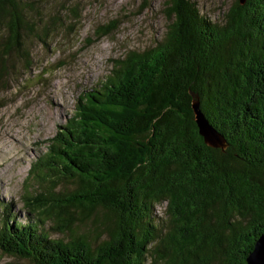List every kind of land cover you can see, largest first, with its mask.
Listing matches in <instances>:
<instances>
[{"label":"trees","instance_id":"1","mask_svg":"<svg viewBox=\"0 0 264 264\" xmlns=\"http://www.w3.org/2000/svg\"><path fill=\"white\" fill-rule=\"evenodd\" d=\"M32 1L0 0V91L12 56L29 55L26 33L40 37ZM169 1L174 20L162 39L128 52L79 97L30 168L75 185L25 204L45 217L101 209L105 238L92 247L83 236L65 242L34 223L4 222L2 253L32 264H246L264 233V0H234L220 25L189 0ZM103 27L95 36L113 24ZM196 100L224 150L199 134ZM158 203L170 223L163 235Z\"/></svg>","mask_w":264,"mask_h":264},{"label":"rangeland","instance_id":"2","mask_svg":"<svg viewBox=\"0 0 264 264\" xmlns=\"http://www.w3.org/2000/svg\"><path fill=\"white\" fill-rule=\"evenodd\" d=\"M199 14L222 24L234 0H189ZM169 0H33L31 16L40 37L26 33L27 59L11 58L10 77L0 91V227L34 223L50 238L65 242L85 237L95 247L105 235L96 218L103 210L83 214L75 209L48 217L25 204L29 196L74 187L70 180H57L41 172L29 174L31 165L47 149V141L75 112L78 98L98 90L113 73L117 61L130 51L142 52L162 39L174 20L166 16ZM48 25L46 32L42 30ZM113 24L106 35L95 36ZM164 203L153 206L155 222L163 235L169 221ZM7 208V212L5 209ZM7 213V214H6ZM150 247L148 256L152 254ZM148 257L146 264H149ZM0 264H32L4 254Z\"/></svg>","mask_w":264,"mask_h":264},{"label":"water","instance_id":"3","mask_svg":"<svg viewBox=\"0 0 264 264\" xmlns=\"http://www.w3.org/2000/svg\"><path fill=\"white\" fill-rule=\"evenodd\" d=\"M239 2L243 4L245 0H239ZM192 109L195 114L194 119L199 134L203 137L204 142L210 147L224 150L227 147L224 137L208 123L199 109V102L197 100L192 103ZM246 264H264V233L255 241L252 251L246 258Z\"/></svg>","mask_w":264,"mask_h":264}]
</instances>
